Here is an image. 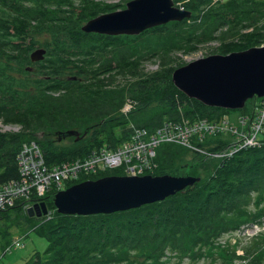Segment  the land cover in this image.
Returning a JSON list of instances; mask_svg holds the SVG:
<instances>
[{
    "label": "trees",
    "instance_id": "obj_1",
    "mask_svg": "<svg viewBox=\"0 0 264 264\" xmlns=\"http://www.w3.org/2000/svg\"><path fill=\"white\" fill-rule=\"evenodd\" d=\"M179 1L182 0H175L177 5L192 11L190 18L155 26L138 35H107L84 32L82 25L101 13L118 9L119 4L103 0H0V117L32 129L0 131V183L21 178L17 156L24 143L35 140L37 129H42L43 136L35 141L48 164L75 158L103 143L120 141L125 134L121 136L116 127L126 126L130 120L118 108L129 95L136 100V113L152 108V113L145 112L136 120L137 125L151 131L165 121L183 118L217 119L230 113L233 119L232 109L207 106L190 98L175 85L171 73L165 78L160 74L144 77L118 90L102 86L105 84L100 76L114 69L109 66L112 61H102V67H95L99 57L114 51L115 59L117 51L119 54L120 49L145 36L156 37L158 44L167 42V35L174 34L173 29L190 19L201 18L205 25L215 20L229 29L254 27L237 39L222 42L216 53L261 45L264 33L257 24L264 19V0ZM192 29L196 31L195 26ZM43 35L47 36L44 45L38 39ZM196 35L188 33V43L196 38L204 40ZM43 46L47 49L45 58L32 61L33 50ZM117 64L120 69H136L135 60L127 55L120 54ZM68 76H88L94 81L83 85L79 79L64 78ZM61 89H66L62 96H69L57 103L51 91ZM253 98L256 101L257 96ZM247 105L242 112L248 110ZM53 124L57 125L58 136L69 129L84 132L78 137L53 139V133L48 132ZM233 138L221 132L207 135L203 142L198 141V147H204L203 153L174 142L162 144L155 175L201 177L164 200L109 214L71 215L57 212L54 190L40 198L49 210H55L51 218L34 222L35 216L25 211L24 200L19 199L0 213V220H6L8 233L12 224H18V217L24 215L30 220V228L48 240L45 252H35L24 264H160L169 249L191 258L197 251L204 254L203 249L210 254L220 247L216 241L221 232L237 229L248 221L258 222L264 215V205L260 206L264 201V143L230 156L214 154L217 148L228 149ZM64 139L69 144H62ZM186 150L195 156V163H189ZM164 151L167 156L162 157ZM107 174L122 175L114 169L93 179ZM250 197L257 201L254 213L249 212L245 202ZM137 257L143 258L144 263Z\"/></svg>",
    "mask_w": 264,
    "mask_h": 264
},
{
    "label": "water",
    "instance_id": "obj_2",
    "mask_svg": "<svg viewBox=\"0 0 264 264\" xmlns=\"http://www.w3.org/2000/svg\"><path fill=\"white\" fill-rule=\"evenodd\" d=\"M192 11L174 0H128L122 9L101 13L82 25L84 32L107 35H138L147 29L171 21H182ZM47 49L38 47L32 61L45 58ZM175 85L190 98L207 106L227 109L244 108L255 96L264 95V45H256L227 54L213 53L196 58L173 71ZM69 129L59 139L80 136ZM201 179L194 175L144 174L107 175L87 179L56 192L54 204L63 214L89 215L114 213L164 200ZM30 216L49 212L45 201L28 208Z\"/></svg>",
    "mask_w": 264,
    "mask_h": 264
},
{
    "label": "rangeland",
    "instance_id": "obj_3",
    "mask_svg": "<svg viewBox=\"0 0 264 264\" xmlns=\"http://www.w3.org/2000/svg\"><path fill=\"white\" fill-rule=\"evenodd\" d=\"M103 1L107 3L119 4L121 6H119L118 9H122L124 8L123 6L126 5L128 0H103ZM187 1L188 0H182L179 1L178 3H182V2L185 3ZM213 1L215 3L218 0H213ZM223 1H227V0H223ZM263 22L264 19L261 18L259 19V23L257 25H259V27L260 26L264 27ZM188 23L182 27L173 29L174 34L167 35V42H164L162 40L163 43L160 42L158 44L159 41L157 40L155 41L156 37H152L151 39V36H145L139 39L138 41L123 47L124 49H120L119 54L117 51V57H115V59H114V51L105 53L101 57H99V55L96 56V58L99 57L98 60L100 62L98 64H95L94 65L95 67H99L102 61L113 62V64H110L109 66H111V68H113L114 70L112 71L111 69L109 70V72L100 76V78L103 80L102 82L105 84V85L102 84V86L107 87V89L118 90L120 88L127 87L130 83L137 81L141 78L152 77L158 74L163 75L165 78L168 77V75L171 73V79H172V74H173L172 71H174L176 68L185 65L196 58L216 53L222 42L232 40L234 38L237 39V37L240 36V34L247 33L254 29L253 26H250V28L249 27L242 28V26L230 27L229 29L226 26H221V24L219 23H215V20H211L209 21L210 23L209 25H205L204 20L201 18L194 20L190 19ZM193 26L196 27V31L192 29ZM261 27L260 29L264 33V30ZM236 32L237 34L234 36ZM188 33H195L199 37L204 38V40L196 41L197 39L196 38L192 43L190 42L188 43L186 39ZM38 39H40L42 41L41 44L44 45L47 36L43 35L41 37H38ZM261 39L263 40L261 42L262 45L264 44V35L261 36ZM149 42H152V45H150ZM136 45L139 46L137 47ZM120 54L127 55L130 58V60L133 61L135 60V64L133 65L136 66V69H134V71H130L128 69H120L118 67L117 60ZM90 68H93V66H91ZM87 77L88 76H86L85 79H81L78 76L77 77L68 76L64 78L72 81H76L79 79V81L83 82V85H86L91 81H94L87 79ZM88 85H90V83ZM120 91L122 90H119V92ZM64 92H66V89L51 91L52 93L51 96L56 97L57 103L63 102L65 101V98L69 96V95L62 96L61 94H63ZM251 99H252L251 101L250 99L247 101L248 103L247 111L242 112L241 109H233L234 111L231 110V112L234 113L235 115L233 117V120H237V117L239 115H244L245 113L253 109V103L255 101V98H251ZM258 99L259 98H256V100ZM129 104H131L130 108H128ZM135 106H136V100H134V98H132L131 95H129L126 96L124 103H122L118 108L121 113L127 114L126 118L130 120L126 124V126L116 127L118 133L121 134V136L125 134V137L121 138V140L127 137V133L130 127L129 123L132 122L137 125L136 120L138 118H142L145 115V112L152 113L151 107H149V109H144L143 111H138V113H136L135 110H133ZM90 108L91 107H88L87 109ZM258 112H260V108L258 109ZM225 114L227 115V118H229L230 113L229 114L225 113ZM225 120L227 121L228 119ZM124 127L126 130L122 131V128ZM222 128L223 131L225 132L231 130L229 124H225ZM49 129L50 130L48 132L53 133L50 137H52L53 139L59 138L58 132L56 131L57 130L56 124H53L51 127H49ZM24 130L31 131L32 129L30 127L27 128L22 123L6 121L3 117H0L1 132H22ZM77 130H79L82 133L84 132L82 131V129H77ZM237 131L240 132L239 129H237ZM34 135L36 136L35 140L41 139L43 136L42 129L35 130ZM35 140H32L31 142L37 143ZM261 140L262 139L259 138L258 142L263 144ZM26 144L31 145L30 142H26ZM62 144L64 145L69 144V140L64 139ZM38 146L42 151L41 146L39 144ZM161 146L157 148L158 154L159 152H162ZM165 147L166 146H164V149ZM187 151L188 150H186V152ZM188 152L189 154L188 155L186 154V156L189 159V163L191 162L195 163V161L193 162V160L196 159L195 156L190 151ZM110 154L111 152L108 153L107 155ZM226 155L230 156L232 154L229 153L224 148L218 149L217 156H226ZM164 156H167L165 151L162 154V157ZM154 162L159 163L158 155L154 159ZM103 169H107V170L101 171L100 175L108 171V168L103 167ZM114 169L115 171L121 174L124 173L123 168H114ZM107 175H112V174H107ZM54 190L55 189H53L51 192H53ZM252 198L251 197L246 198L245 202L246 204H248L249 212L254 213L257 201L256 199H252ZM24 199L26 200L27 207L33 206L35 204L32 201H27L26 197ZM263 205H264V201L260 203V206ZM25 211L28 212V210ZM54 212L55 210L51 209L48 214L43 215L41 217L34 215L35 219L33 221L35 222L36 220H47L54 215ZM14 214L17 213L14 211ZM71 215H78V214H71ZM18 218H19L18 224L16 223L12 224V226L8 230V233L7 231H5L6 228L4 227V223L6 222V220L4 218L0 220V264H24L33 256L35 252L37 251L45 252V250L49 245L48 240L44 236L38 234L35 230H32L30 228L29 225L30 220H28L24 215H20ZM258 220L260 221L258 222L248 221L242 223L240 227L237 229L230 230L228 232H221L217 236V241H216V245L220 247L217 249H213L210 254L207 253L208 250L203 249V251L205 252L204 254L199 253L197 251L196 255L193 256L194 258H191L190 255L183 254L177 251L171 252V250L169 249L162 256L163 261L160 264H264V215ZM8 242L11 243L9 247H7ZM137 259H139L141 262L144 263L143 258L137 257Z\"/></svg>",
    "mask_w": 264,
    "mask_h": 264
},
{
    "label": "built area",
    "instance_id": "obj_4",
    "mask_svg": "<svg viewBox=\"0 0 264 264\" xmlns=\"http://www.w3.org/2000/svg\"><path fill=\"white\" fill-rule=\"evenodd\" d=\"M257 98L253 109L240 115L239 121L227 118L226 114L217 119L183 118L179 121H165L152 131L130 123L125 139L103 143L85 154L59 163L48 164L37 143H25L17 156L21 178L0 183V213L19 199L24 200L23 208L28 210L30 206L27 207L25 197L28 201L38 203L40 198L53 189L57 192L71 183L100 175L101 171L107 170L103 167L108 168V171L123 168L124 175L154 174L159 168V163L154 162L158 155L157 148L166 142L178 143L203 153L204 147H198V141L203 142L207 135L221 132L234 137L226 149L231 154L243 148L259 146V138L264 143V95ZM225 124H229L231 130L223 131ZM218 149L215 155H218ZM115 155L118 156L117 161L113 159Z\"/></svg>",
    "mask_w": 264,
    "mask_h": 264
},
{
    "label": "bare ground",
    "instance_id": "obj_5",
    "mask_svg": "<svg viewBox=\"0 0 264 264\" xmlns=\"http://www.w3.org/2000/svg\"><path fill=\"white\" fill-rule=\"evenodd\" d=\"M113 159H114L115 161H117V160H118V156H117V155L113 156Z\"/></svg>",
    "mask_w": 264,
    "mask_h": 264
},
{
    "label": "clouds",
    "instance_id": "obj_6",
    "mask_svg": "<svg viewBox=\"0 0 264 264\" xmlns=\"http://www.w3.org/2000/svg\"><path fill=\"white\" fill-rule=\"evenodd\" d=\"M262 45H264V44H262ZM258 46H259V45H258ZM246 103H247V102H246ZM241 109H243V108H241ZM122 175H124V174H122ZM154 175H155V174H154ZM92 179H93V178H92ZM86 180H87V179H86ZM81 181H83V180H81ZM79 182H80V181H79ZM76 183H77V182H76ZM72 184H74V183H72ZM72 184H71V185H72Z\"/></svg>",
    "mask_w": 264,
    "mask_h": 264
},
{
    "label": "flooded vegetation",
    "instance_id": "obj_7",
    "mask_svg": "<svg viewBox=\"0 0 264 264\" xmlns=\"http://www.w3.org/2000/svg\"><path fill=\"white\" fill-rule=\"evenodd\" d=\"M65 138H67V137H65Z\"/></svg>",
    "mask_w": 264,
    "mask_h": 264
}]
</instances>
